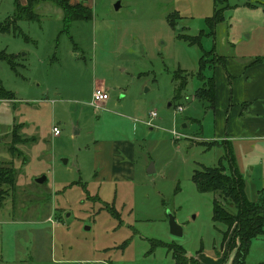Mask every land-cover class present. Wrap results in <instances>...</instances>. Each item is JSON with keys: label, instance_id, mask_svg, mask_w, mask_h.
<instances>
[{"label": "rangeland", "instance_id": "rangeland-1", "mask_svg": "<svg viewBox=\"0 0 264 264\" xmlns=\"http://www.w3.org/2000/svg\"><path fill=\"white\" fill-rule=\"evenodd\" d=\"M27 2L0 0V55L13 65L0 56V164L15 173L0 203V264H175L172 246L228 264L226 227L212 219L219 192L192 179L226 165L223 147L201 140L197 72L202 57L209 76L215 56H264V0H66L92 11L71 22L54 0H31L37 17L2 31ZM177 70L187 75L179 98ZM96 85L109 95L99 109L89 105ZM113 142L132 145L131 175L108 183L95 179L94 157ZM244 264H264V233Z\"/></svg>", "mask_w": 264, "mask_h": 264}, {"label": "crops", "instance_id": "crops-1", "mask_svg": "<svg viewBox=\"0 0 264 264\" xmlns=\"http://www.w3.org/2000/svg\"><path fill=\"white\" fill-rule=\"evenodd\" d=\"M214 78V107L202 101L205 114L200 126L209 132L205 139L195 138H201L209 149L223 147L224 166L242 175L248 199L264 201V56H227L223 65L215 66ZM95 88L106 90L99 85ZM131 146L128 142H113L98 148L94 162L101 171H96L95 179L108 183L127 180L131 175Z\"/></svg>", "mask_w": 264, "mask_h": 264}, {"label": "trees", "instance_id": "trees-1", "mask_svg": "<svg viewBox=\"0 0 264 264\" xmlns=\"http://www.w3.org/2000/svg\"><path fill=\"white\" fill-rule=\"evenodd\" d=\"M30 1L28 0L27 6L23 9L20 6L18 7V11L10 18V22L7 19L4 28L1 29L2 31H8L10 25L20 19L30 20L37 17V14L33 12V4ZM54 2L62 8L64 22L90 20L92 18V11L88 6L70 5L66 0H54ZM220 11H215L214 17L211 19L212 23L220 21L222 18L219 14ZM0 56L13 67L7 56ZM225 60L226 57L222 55L211 59L209 66H211L213 72L209 76H205L203 73L207 61L203 57L200 60L197 76L202 85L195 90V97L197 100L207 101V106L211 108L214 107L215 102L214 68L217 64L223 65ZM173 77L179 80V83L174 87V97L179 98L187 84V75L177 70ZM3 98L7 97L3 96ZM192 179L200 192L218 191L221 197L220 201L217 198L213 199L212 219L223 223L226 227L222 235L223 242L227 243L223 261L229 257L228 264H244L251 240L264 233V205L249 200L245 193V183L242 175L232 169L226 171V167L221 163L213 167L202 165L199 169L194 170ZM14 180V169L10 165L0 164V203L7 196ZM170 249L175 264H203L193 256H188L183 247L172 246Z\"/></svg>", "mask_w": 264, "mask_h": 264}, {"label": "built area", "instance_id": "built-area-1", "mask_svg": "<svg viewBox=\"0 0 264 264\" xmlns=\"http://www.w3.org/2000/svg\"><path fill=\"white\" fill-rule=\"evenodd\" d=\"M109 95L108 92L102 88H95L92 92L91 95V100L89 102V105L94 107L95 109H99L102 107V103L106 102V100L108 99ZM176 112H181L183 111V107L182 106H177L175 108ZM151 117H154L156 114L155 112H151ZM52 132L53 135H59L60 131L56 126L52 127Z\"/></svg>", "mask_w": 264, "mask_h": 264}, {"label": "water", "instance_id": "water-1", "mask_svg": "<svg viewBox=\"0 0 264 264\" xmlns=\"http://www.w3.org/2000/svg\"><path fill=\"white\" fill-rule=\"evenodd\" d=\"M118 7H119V3L117 2L115 4V8H118ZM168 105H170V103ZM153 170H154V168L152 165L151 169H148V172H151ZM45 179H46V177L44 175H42L40 177L35 178V181L38 183H42ZM168 227H169V233L172 236H175V237H181L182 236V234H183L182 226L176 222V220L172 214H168Z\"/></svg>", "mask_w": 264, "mask_h": 264}]
</instances>
